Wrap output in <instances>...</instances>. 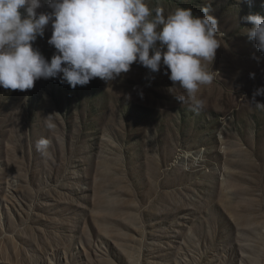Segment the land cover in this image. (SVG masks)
<instances>
[{
  "label": "rangeland",
  "instance_id": "rangeland-1",
  "mask_svg": "<svg viewBox=\"0 0 264 264\" xmlns=\"http://www.w3.org/2000/svg\"><path fill=\"white\" fill-rule=\"evenodd\" d=\"M208 2L147 0L165 16ZM210 14L221 47L198 113L163 67L0 88V264H264V110L249 101L264 53L244 35L264 0H211ZM51 35L34 43L49 61Z\"/></svg>",
  "mask_w": 264,
  "mask_h": 264
},
{
  "label": "clouds",
  "instance_id": "clouds-1",
  "mask_svg": "<svg viewBox=\"0 0 264 264\" xmlns=\"http://www.w3.org/2000/svg\"><path fill=\"white\" fill-rule=\"evenodd\" d=\"M44 2L0 0V88L25 92L40 79L58 78L75 89L96 78L116 81L138 64L149 70L146 79H154L152 74L163 67L173 87L179 85L187 93L191 110L198 113L204 108L197 93L215 79L205 62L214 63L221 47L211 0L200 16L182 7L165 16L161 7L153 9L147 0H47L51 11L39 12ZM244 19L252 25L244 35L264 53V16L250 14ZM50 24L48 44L56 51L49 61L34 43ZM258 96H264V87L249 100L264 110ZM175 99L185 102L184 95ZM45 123L48 129L55 128L51 120ZM35 147L47 157L50 140L42 137Z\"/></svg>",
  "mask_w": 264,
  "mask_h": 264
}]
</instances>
